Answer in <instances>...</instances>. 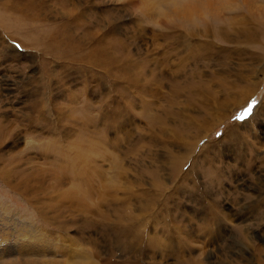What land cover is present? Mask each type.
Here are the masks:
<instances>
[{
    "label": "rangeland",
    "instance_id": "obj_1",
    "mask_svg": "<svg viewBox=\"0 0 264 264\" xmlns=\"http://www.w3.org/2000/svg\"><path fill=\"white\" fill-rule=\"evenodd\" d=\"M135 2L37 0L42 21L0 0V264L70 246L98 264H264V15L230 12L254 35L232 44L204 32L228 24L158 26L164 10L153 23Z\"/></svg>",
    "mask_w": 264,
    "mask_h": 264
},
{
    "label": "bare ground",
    "instance_id": "obj_2",
    "mask_svg": "<svg viewBox=\"0 0 264 264\" xmlns=\"http://www.w3.org/2000/svg\"><path fill=\"white\" fill-rule=\"evenodd\" d=\"M37 0H27L26 6L24 8L21 7V12L23 14V17L26 16V18H35L42 20L41 17L44 16V12L42 13L43 16L39 13L34 14V10L32 9L34 6H36ZM40 2V1H39ZM137 2V3H136ZM135 6L139 7L142 10V13L144 16L146 15L147 19H149L151 22L155 23V18L159 15V8H162L164 10L163 17L160 15L159 17H162L164 20H161L159 22H156L158 26L161 24H164L165 20L172 21L173 19H180L181 22L183 23H190L194 22L196 20H201L204 23H211L210 19H212L213 23L216 24H228V27H221V26H216L212 27V30H209L211 28H207V31L205 30V33H215L217 34L218 38L224 39L231 41L233 44L236 40L239 38H248L247 41H251L252 38L254 37L253 33L249 31L248 28H235L233 25L235 23L233 21H228L227 22V17L228 15H233L230 12L240 9V16L239 19L237 20L238 25L241 27L247 26V23H252V25H256L255 21L258 18H263L264 15V0H157L154 2L153 0H136ZM259 2H263V6L259 7L258 14L253 12V4H258ZM1 4V3H0ZM24 4V3H23ZM41 4V2H40ZM45 4V3H44ZM42 5V4H41ZM8 5H6L7 7ZM43 6V5H42ZM154 6V7H153ZM260 6V5H259ZM40 8V6H37ZM45 7V6H44ZM20 8V7H19ZM36 8V7H34ZM41 9V8H40ZM146 9H149V11L146 12ZM20 10V9H19ZM37 9H35L36 11ZM157 10V11H156ZM25 12V14L23 13ZM44 11V10H43ZM39 12V11H38ZM82 13V12H81ZM73 14V13H72ZM162 14V13H161ZM78 16V14H77ZM34 19V20H35ZM71 19V18H70ZM237 19V18H236ZM235 19V20H236ZM79 20V19H78ZM43 21V20H42ZM69 21V20H68ZM10 22V16H6L5 14L0 13V28L4 29L6 32H9L11 30V24ZM13 24H17L20 22L18 19L11 20ZM76 22V21H74ZM69 23V22H68ZM20 24V23H19ZM24 24V23H23ZM22 24V25H23ZM208 24V23H207ZM3 25V26H1ZM9 25V26H8ZM70 25V24H69ZM206 25V24H205ZM20 26V25H19ZM27 26V25H26ZM28 27V26H27ZM33 28V27H32ZM72 28V27H71ZM18 29V28H17ZM24 29V28H23ZM27 29V28H25ZM216 29V30H214ZM253 30V29H252ZM17 31V30H16ZM202 32V31H200ZM199 32V33H200ZM203 32V33H204ZM256 32V31H255ZM40 33V32H39ZM49 33V32H48ZM90 33V32H89ZM88 33V34H89ZM241 33V36H240ZM258 34V33H257ZM36 35V34H35ZM181 35V34H180ZM196 35V34H195ZM213 35V34H212ZM32 36V35H31ZM42 36V35H41ZM49 36V34H48ZM52 36V35H50ZM205 36H208L205 34ZM216 36V35H215ZM13 37V36H12ZM12 37L9 36V38L12 39ZM35 37V36H34ZM74 37V36H73ZM85 38V37H84ZM103 38V37H102ZM107 38V37H106ZM207 38V37H206ZM7 39V38H6ZM31 39V38H30ZM43 39L44 36H43ZM187 40L186 38H184ZM3 40V39H2ZM48 40V38H47ZM86 40V39H85ZM207 40V39H206ZM214 40V39H213ZM4 41V40H3ZM39 41V40H37ZM45 42V41H44ZM42 42V43H44ZM98 42V40H97ZM35 42H33L34 44ZM41 43V44H42ZM104 43V42H103ZM191 43V42H190ZM23 44V43H22ZM40 44V42H39ZM40 44V45H41ZM81 44V43H80ZM36 45V44H35ZM84 45V44H83ZM82 45V46H83ZM100 45V44H99ZM107 45V44H106ZM109 45V44H108ZM107 45V46H108ZM181 45V44H180ZM208 45V44H207ZM28 46V44H27ZM96 46V45H94ZM102 46V45H101ZM39 47V46H38ZM42 47V46H40ZM85 46H83L84 48ZM92 47V46H91ZM91 47L89 49H91ZM104 47V46H102ZM43 48L44 45H43ZM47 48V47H46ZM80 48V47H79ZM86 48V47H85ZM100 48V47H99ZM42 50V48H40ZM94 49V48H93ZM35 50V49H34ZM79 50V49H78ZM95 50V49H94ZM87 51V50H86ZM40 52V51H39ZM58 52V51H57ZM107 52V51H106ZM41 53V52H40ZM88 53V51H87ZM39 54V53H38ZM96 54V53H95ZM2 55V54H1ZM45 55V54H44ZM105 55V54H104ZM5 56V55H4ZM14 57V56H13ZM67 57H69L67 55ZM84 57V56H83ZM86 57V56H85ZM92 57V56H91ZM102 57V56H101ZM79 58V57H78ZM93 58V57H92ZM5 59V58H3ZM90 59V58H89ZM69 60H71L69 58ZM68 60V62H69ZM78 60V59H77ZM103 61V57H102ZM105 61V60H104ZM103 61V62H104ZM72 63V62H71ZM75 63V61H74ZM109 63V62H108ZM68 64V63H67ZM110 64V63H109ZM72 65V64H70ZM104 66V65H103ZM105 67V66H104ZM103 67V68H104ZM4 126V125H3ZM2 126V127H3ZM1 127V129H2ZM4 128V127H3ZM9 129V128H8ZM3 131V130H2ZM8 131V130H7ZM6 131V132H7ZM8 136V132H7ZM11 137V136H10ZM236 138V137H235ZM11 139V138H10ZM223 173V171H222ZM226 174V173H225ZM220 226V224H219ZM225 232V231H224ZM120 239L124 243L123 245L125 246L126 249H131L130 252H134L136 254L141 253L143 249V246L140 244V242H135V243H130V241H127L126 243V237H130L132 233H130V230L126 228V234H123L122 231H120ZM223 233V232H221ZM224 234V233H223ZM125 238V239H123ZM224 239V238H223ZM71 240V239H70ZM74 244H77V242L71 240ZM164 250V249H163ZM145 251H148L145 249ZM144 251V252H145ZM151 252V251H150ZM149 253V251H148ZM12 264V263H10ZM21 264H35L34 259H24L21 261ZM48 264H50L48 262ZM52 264H98L92 256L89 255L88 251L85 249L81 248H74V247H69L68 250H66L64 253H62V258L57 260V262H52Z\"/></svg>",
    "mask_w": 264,
    "mask_h": 264
},
{
    "label": "snow or ice",
    "instance_id": "obj_3",
    "mask_svg": "<svg viewBox=\"0 0 264 264\" xmlns=\"http://www.w3.org/2000/svg\"><path fill=\"white\" fill-rule=\"evenodd\" d=\"M253 103H255V102H253ZM252 108H253V105L250 104V105L244 110V113H243L240 117H238V118H239V119H244L245 116L251 114V112H252ZM218 135H219V134H218Z\"/></svg>",
    "mask_w": 264,
    "mask_h": 264
}]
</instances>
